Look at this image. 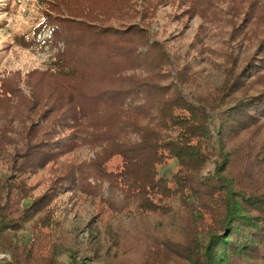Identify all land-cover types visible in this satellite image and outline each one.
<instances>
[{
    "label": "rangeland",
    "instance_id": "rangeland-1",
    "mask_svg": "<svg viewBox=\"0 0 264 264\" xmlns=\"http://www.w3.org/2000/svg\"><path fill=\"white\" fill-rule=\"evenodd\" d=\"M49 1L0 0V264H187L180 257L181 252L175 253L179 257H170L168 242H174L170 244L177 245V250L191 242L190 231L198 225L188 210L200 213L211 227L215 220L201 207H182L177 197L183 189L179 194L170 190L163 202L158 195L152 196L159 206L168 202L166 211L163 206L155 211H141L134 201L116 213L100 197L110 196L105 181L98 191L100 195L82 189L97 192L88 187L86 176L98 178L101 170L116 172L122 165L117 154L104 161L99 155L109 134L116 133L124 140L135 137L134 133H118L121 116L116 120V112L106 111L109 107L101 110L116 106L128 100L129 94L141 90L130 87L151 83L158 87H146L149 95L140 92L137 102L152 106L147 111L152 118L163 115L162 110L157 112L163 100L179 93L189 103L203 101L208 115L205 120L216 127L221 102L264 90V67L243 76L244 80L238 81L239 89L225 87L245 59L262 56L260 62L264 64V0H65L64 5L61 0L53 2V19L72 20L69 13H85L87 17L77 14L73 19L89 25L91 31L95 30L93 33L107 32L102 53L91 48L78 55L76 60L92 69L88 78L77 82L76 73L62 79L55 69L54 56L65 44L58 40L53 45L49 28L41 26V11ZM115 48L120 55L108 56ZM72 55L76 58L73 51ZM86 67L82 70L87 71ZM62 81L74 84L80 92H106V106L98 109L101 112L92 123L96 127L72 133L77 139L71 150L37 167L34 158L28 159L35 149L37 153L59 150L49 143L59 134L54 135L51 126L67 106L61 91L70 90ZM257 124L237 136L227 131L218 136L211 129L210 140L200 139L209 160L199 175L215 174L224 164L216 165L221 154L228 153L226 172L222 174L232 181L235 190L244 194L264 191V118ZM67 139L62 142H72ZM42 140L48 144L36 143ZM99 164L102 166L98 169ZM155 168L157 174L170 177L178 165L167 157ZM216 178L212 182L217 186L228 182ZM64 182L73 183L74 189H62L51 202L32 211L30 217H25V212L20 216L21 209L34 198L55 183ZM111 195L114 207L122 205L118 190H111ZM240 264L264 261L246 259Z\"/></svg>",
    "mask_w": 264,
    "mask_h": 264
},
{
    "label": "trees",
    "instance_id": "trees-1",
    "mask_svg": "<svg viewBox=\"0 0 264 264\" xmlns=\"http://www.w3.org/2000/svg\"><path fill=\"white\" fill-rule=\"evenodd\" d=\"M53 2L59 3L58 0H50L47 3L48 7L41 9V26L49 28V38L54 41L53 45L58 40L65 44L64 48L54 56L55 69L59 70L58 75L62 79L70 77L73 73L77 74L76 82L78 79H86L90 76L89 71L92 68L86 67L83 62L76 59L78 55L83 54V49L90 51L92 48L93 51L102 53V48L106 47L103 36L107 35V32L93 33L92 31L95 30L91 31L89 25L73 19L77 14H79L77 17H87L85 13L72 14L68 12L73 16L69 17L72 20L58 17L53 19L50 16L52 15L51 8L56 6H51ZM61 4L64 5L65 0H61ZM73 30L76 31V34ZM92 33L93 37L89 39ZM76 39L79 40L78 43H74L73 40ZM90 40L92 43H89ZM125 40L122 39L126 43ZM96 46H99V49ZM72 51L76 58L71 56ZM118 51L117 48L110 50L108 56L117 57L120 55ZM128 51L130 49L123 52ZM261 57L255 56L251 59H245L244 64L241 65L244 68L241 69L240 67L225 87L231 86V90L239 89L241 84L238 81L244 80L245 77L243 76L248 77L252 69L260 70L264 67V64L261 65L260 62ZM84 60L88 61L86 56H84ZM82 67H86L87 71L82 70ZM67 68H69L68 71H64ZM65 84L69 86L67 89L70 91L62 90L61 93L62 97H65L64 101L66 102L64 103L67 106L51 126L54 135L59 134L57 137L54 136L55 139L49 143L51 148L58 147L59 150L49 152L40 150L41 154L37 153V149H35L34 152L30 153L33 157L28 159L34 158L37 167H43L55 157L60 156L61 152L71 150L74 146V139H77V135L73 136L72 133L80 134L84 132L86 127H96L97 125H92L96 120L95 118H98L96 116H99L101 111L109 107L106 111L116 112V120L121 116L118 123L120 132L118 130V133L123 135L134 133L135 137L124 140V137L118 138L116 133L115 135L109 134V140L106 139L108 146L105 145L104 150L102 149L99 155L104 161L117 154L122 159V165L116 172L101 170L98 172V178L86 176L88 187H93L97 192L87 188H82L83 190L100 195L98 191L105 181V187L110 196L106 197L101 194L100 197L103 198L102 201L107 206L114 208L116 213L127 203L131 204L134 201H136L135 207L141 211H155L162 206L166 211L168 202L159 206L152 199V196L158 195V199L163 202L170 196V190H175L179 194V191L183 189V192L177 197L182 207L189 209H195V206L201 207L207 213L214 215L215 223L211 227L209 222L203 221L200 213L188 210L189 214L195 218L194 222H197L198 228L190 231L191 242L183 250H177V245L170 244L174 242H168V253H172L170 257H175V253L178 251L182 253L179 255L186 259L187 264H240L246 259L264 261V191L254 190L250 194H244L235 190L232 181L222 174L224 171L226 172L228 153L221 154L222 159L216 165L224 164L222 168H217L215 174L199 175V171L209 160L206 150L202 148L200 139L212 137L211 129L218 136H221L224 131L237 136L247 128L256 125L261 118H264V90L247 93L243 97L229 100L225 104L221 102L222 106L217 109L216 113L219 116V124L217 123L215 127V124L207 123L205 120L208 115L203 101H198L196 104L189 103L179 93L175 96L170 95L163 100L164 104L157 106V112L162 110L163 115L157 119L152 118V115L147 113L152 106L146 107V103L141 104L137 100L140 92L149 95V90L146 87H158L156 84L142 82L136 88L130 87L132 90H141L129 94L128 100L121 101L116 106H106V103L103 105L106 98L104 91L96 94L80 92L77 91L74 84ZM104 106L106 107L98 112V109ZM131 114L137 116L130 117ZM136 117L146 118V120H143L144 123H142L143 121L136 119ZM66 131L69 132L64 134ZM67 138L71 139L72 142H62L68 140ZM36 143L48 144L47 140ZM221 146L223 147L224 143ZM167 157L173 158L178 165L177 170L170 177L157 174L155 168ZM101 166L99 164L98 169ZM19 169L17 168V170ZM179 171H183V173L180 174ZM213 178L228 182L225 185L219 183L217 186L212 182L214 181ZM96 181L97 184L94 183ZM74 186L73 183L68 184V182L55 183L52 187L47 188V191L34 198L31 203L29 202L27 207L21 209L20 216L25 212V217H30L32 211H38L40 207L51 202L60 191L62 192V189L72 191ZM114 189L118 190V194L121 195L119 199L123 202L117 207H114L115 200L111 195V190ZM221 190L224 192L217 195L216 192ZM208 199H210L209 202Z\"/></svg>",
    "mask_w": 264,
    "mask_h": 264
}]
</instances>
